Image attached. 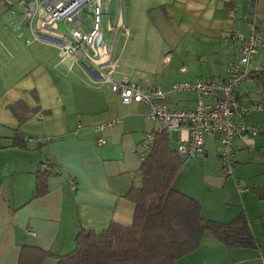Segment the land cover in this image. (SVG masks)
I'll return each mask as SVG.
<instances>
[{"label":"crops","instance_id":"1","mask_svg":"<svg viewBox=\"0 0 264 264\" xmlns=\"http://www.w3.org/2000/svg\"><path fill=\"white\" fill-rule=\"evenodd\" d=\"M10 9L21 12L17 4ZM8 11L0 0V264H19L25 246L62 255L75 248L81 229L100 232L112 221L132 222L135 204L128 192L141 185L140 141L158 122L147 118L146 103H121L89 66L62 60L55 46L33 41L29 26ZM247 16L257 19L264 37V0H123L121 22L129 33L117 37L113 78L166 91L174 82L225 78L229 35L247 32ZM249 68L254 75L235 91L241 102H256V80L264 87V56L254 54ZM195 98L171 93L168 103L191 108ZM109 121L115 122L95 131ZM242 121L264 127V109ZM15 134L22 144L14 143ZM180 134H169L174 148ZM204 148L196 161L183 163L173 188L196 199L204 218L230 222L244 212L258 246L230 248L205 232L199 246L175 264H264V198L256 192L264 189V131L253 147L235 139L229 176L221 171L217 138L207 136ZM48 163L54 173L46 177L45 192L35 196L36 175ZM220 182V196L204 187ZM55 262L49 257L44 264Z\"/></svg>","mask_w":264,"mask_h":264},{"label":"built area","instance_id":"2","mask_svg":"<svg viewBox=\"0 0 264 264\" xmlns=\"http://www.w3.org/2000/svg\"><path fill=\"white\" fill-rule=\"evenodd\" d=\"M113 0H4L9 7V18L29 26L33 41L48 43L56 47L60 59H72L83 69L98 74L99 81L109 85L117 93L121 103L144 102L148 106L147 118L156 120L155 130L146 132L140 141V159L150 153L155 134L180 130L176 147L185 158L204 152L207 136H215L224 175L232 173L234 165V141L241 138L253 147L255 137L264 127L243 123L246 115L262 109L259 102H241L235 96L238 86L254 75L249 62L256 53L264 56V37L254 16L244 22L247 32L234 30L230 33L225 78L200 77L193 80L174 82L169 91L160 86L145 88L126 78H113L118 68L115 44L119 34L128 35L129 29L121 22L123 0H115L116 22L112 19ZM17 4L21 12L10 7ZM234 16V10L229 11ZM59 23L63 27H59ZM257 70V69H256ZM195 93L193 107L179 109L169 106L171 93ZM115 121L97 125L102 131ZM184 131V134L183 132ZM104 143V139L99 140ZM240 189V188H239Z\"/></svg>","mask_w":264,"mask_h":264},{"label":"trees","instance_id":"3","mask_svg":"<svg viewBox=\"0 0 264 264\" xmlns=\"http://www.w3.org/2000/svg\"><path fill=\"white\" fill-rule=\"evenodd\" d=\"M19 134L14 143L22 144ZM187 158L172 146L165 131L155 134L150 153L141 162V185L128 192L135 204L130 224L110 222L100 232L81 229L75 248L56 255L37 246H25L19 264H175L196 249L202 235L209 232L227 247H257L249 219L240 212L230 222L204 218L201 205L193 197L176 190L172 181ZM53 166L36 175L34 195L45 192L47 175ZM264 198V189L256 191Z\"/></svg>","mask_w":264,"mask_h":264},{"label":"rangeland","instance_id":"4","mask_svg":"<svg viewBox=\"0 0 264 264\" xmlns=\"http://www.w3.org/2000/svg\"><path fill=\"white\" fill-rule=\"evenodd\" d=\"M111 11L114 12L115 11V8H114V1L111 3ZM59 27H63L61 23H59ZM121 43V42H120ZM120 43H119V38L116 40V44H115V49L117 48V46H120ZM75 69L80 71L79 67L77 65H75ZM253 87L255 88V90L253 91V93L251 94V97L256 100V102H259L262 104V109H264V87L261 88V86H259L258 84V80H256L253 84ZM184 95H192V94H184ZM251 117L252 116H255V115H250ZM251 126V125H249ZM193 160H197L196 156L195 158L191 157V158H187L185 161H193ZM261 164H264V160H260ZM198 161L196 162L195 166H196V173L199 172L200 170V167H199V164H197ZM252 167H259V166H255L253 165ZM262 168H264V166H262ZM221 171L224 172L223 168H221ZM239 184L240 186L242 187V182L239 180ZM218 187H213V186H204L206 190H208L209 188L212 190V194L216 195V196H220V193H221V186H222V183H218L214 186H217ZM220 189V190H219Z\"/></svg>","mask_w":264,"mask_h":264}]
</instances>
